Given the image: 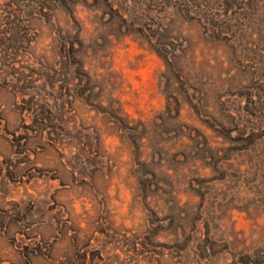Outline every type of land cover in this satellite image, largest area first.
<instances>
[{"label": "rangeland", "instance_id": "1", "mask_svg": "<svg viewBox=\"0 0 264 264\" xmlns=\"http://www.w3.org/2000/svg\"><path fill=\"white\" fill-rule=\"evenodd\" d=\"M0 264H264V0H0Z\"/></svg>", "mask_w": 264, "mask_h": 264}]
</instances>
